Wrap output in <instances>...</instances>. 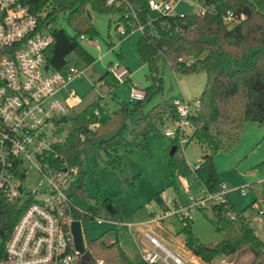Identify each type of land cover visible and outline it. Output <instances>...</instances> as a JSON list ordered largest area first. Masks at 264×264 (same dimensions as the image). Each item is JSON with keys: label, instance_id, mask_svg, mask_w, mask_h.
<instances>
[{"label": "trees", "instance_id": "obj_1", "mask_svg": "<svg viewBox=\"0 0 264 264\" xmlns=\"http://www.w3.org/2000/svg\"><path fill=\"white\" fill-rule=\"evenodd\" d=\"M31 12L39 16L40 26H50L57 16L63 14L74 30L71 34L63 27L50 28L53 39L46 50L50 64L63 73L81 62L91 64L95 57L83 44L81 34L95 38L97 29L92 21V10L110 14L115 18L116 28L126 27V36L142 25L137 48L142 62L148 68L150 83L144 88L145 97L136 101L118 100L114 108L107 106L101 96L80 111L68 116L65 123L68 135L64 142L56 145L61 154L57 158L61 165L66 161L77 167L71 193L86 197L92 203L88 216L95 217L105 209L111 217L115 213L107 210L110 199L99 192L90 196L86 188L89 150L103 151L109 166L122 167L118 148L131 150L129 135L136 144L149 147V136L160 130L167 120L176 121V96L164 97L157 103L153 99L164 90L163 69L169 67L181 73L204 71L207 79L200 103L190 116V136L187 144L197 140L203 155L192 168L184 159L177 157L180 148L178 136L173 137L171 148L177 149L169 155L172 176L193 171L197 185L208 191L222 189V181L214 160L219 152L233 149L240 141V133L248 120L264 123V0H200L206 9L204 13L193 11L183 14L163 13L150 6V0H24ZM231 11L237 20L227 21ZM244 15L241 17V15ZM75 54L77 58L71 57ZM117 54L122 58V52ZM121 60V59H120ZM114 87L121 84L107 70L102 78ZM264 140V135H263ZM171 151V150H170ZM259 167H264V161ZM256 198L249 205L264 202V188L259 182L250 183ZM155 200L165 213L169 206L161 196ZM25 204L11 202L0 193V238L4 252L5 242L11 235ZM178 205V204H176ZM216 219V230L221 239L216 247L193 230L194 219L180 218L178 234L185 245L203 261L210 263L217 254L234 256L250 253L247 264H264V239L251 225L247 208L237 207L226 197L211 204ZM203 209V208H202ZM154 212L152 213V215ZM76 218L82 213L76 211ZM108 232L95 237H86V249L90 257L84 264H158L142 259L133 263L120 245L118 239L108 242Z\"/></svg>", "mask_w": 264, "mask_h": 264}, {"label": "built area", "instance_id": "obj_2", "mask_svg": "<svg viewBox=\"0 0 264 264\" xmlns=\"http://www.w3.org/2000/svg\"><path fill=\"white\" fill-rule=\"evenodd\" d=\"M115 1L107 0V3ZM174 5L175 0H150V6L163 13L175 14ZM205 11L203 6L197 9L200 13ZM226 19L231 22L237 17L229 11ZM142 27L140 25L139 29ZM119 32L126 33V27L121 25ZM52 39L50 27L40 26L39 16L31 12L28 3L0 0V193L11 202L25 204L5 242L0 264H84L85 260L75 245L71 226L73 220L81 221L75 217L76 211L88 215L89 209L82 210L71 193L77 167L66 161L60 165L57 158L61 154L55 148L68 135L65 128L68 116L84 101L83 95L68 86L73 80L84 77L85 68L73 65L66 74L55 69L46 56ZM80 39L92 46L100 43L85 34H81ZM107 68L121 83L131 77L130 68L120 59L111 61ZM101 83L103 80L91 82L93 86ZM65 89L67 94L64 95ZM130 97L131 101L144 98V88L132 83ZM174 103L178 118L165 134L178 136L180 143H187L190 116L200 101L175 97ZM62 116L67 119L63 121ZM33 171L41 175L39 186L27 190L23 181ZM241 192L246 194L245 189ZM161 196L169 209L159 217L176 214L180 218L194 219L192 207L199 209L209 201H223L227 193L224 187L217 192L202 187L200 195H191L187 203L179 200L178 206L174 197L166 192ZM255 205L264 214V202ZM95 219L98 223L111 221L127 227L143 259L149 263L186 264L150 231H145L144 237L151 242V247H143L133 233L134 222L117 221L111 216H95ZM99 264L103 261L99 260Z\"/></svg>", "mask_w": 264, "mask_h": 264}, {"label": "rangeland", "instance_id": "obj_3", "mask_svg": "<svg viewBox=\"0 0 264 264\" xmlns=\"http://www.w3.org/2000/svg\"><path fill=\"white\" fill-rule=\"evenodd\" d=\"M201 7L200 0H175L173 13H190ZM91 12L92 21L97 29L95 38L100 43L99 46H92L83 41V44L96 59L91 64L81 62V68H85V75L82 79L73 82L78 93L84 96L83 103L77 106L76 111L85 108L96 96H101L103 102L111 108L118 105V100L131 99L128 81L116 87L114 97L110 86L104 83L93 86L88 82V78L90 82H97L99 76L106 71L107 63L110 60L121 59L128 62L131 66L132 79L139 82L140 87L145 88L150 83L147 76L148 68L142 63L137 48L141 30L134 29L128 35L122 36L119 33L120 27L116 28L115 18L110 14L94 10ZM49 27L51 29L63 27L74 34V30L63 14L57 16V19L51 22ZM119 44L123 50L122 58L117 54ZM71 57L77 58L75 54H72ZM163 76L164 90L153 99L152 103H157L162 98L171 95L195 100L201 95L207 79L204 71L181 73L173 71L169 67L163 69ZM175 124L176 122L172 120H167L162 124L159 131H155L149 136L148 148L138 146L129 135L131 150L123 147L118 148L123 164L121 168L107 165L103 151L89 150L86 154L89 161L86 188L90 196H95L100 192L103 197L110 199V203L117 210L113 219L135 223L133 233L143 247H151V242L144 237V232L150 231L186 264H199L198 261L201 262V260L192 259V251L185 245L183 236L178 234L182 225L180 217L176 214L159 217V214L163 212L155 200V195L160 190L162 193L166 192L168 196L174 197L175 203L178 205L179 200L187 203L190 202L191 195L202 193L193 171L175 176L171 174L169 155L173 137L167 136L165 133ZM263 135L264 123L248 120L241 130L239 143L229 151L217 153L214 160L227 197L237 207L247 208L246 213L250 217L251 225L264 239V214L259 212L257 205L249 206L256 198V192L249 186L250 183L259 182L260 187L264 188V167L258 166L264 161ZM179 146L176 156L184 157L191 167L202 158V146L197 140H193L189 144L184 141ZM40 178L41 175L33 171L23 181L24 186L27 190L35 189L39 186ZM242 189L246 190V194H242ZM74 198L82 210L92 207L91 201L86 197L74 195ZM211 204L212 202L209 201L203 209L192 207L193 230L202 241L216 244L221 239V235L216 230V219ZM96 216H110V214L105 209H101ZM80 219L85 241L86 237L95 238L109 231L107 241L118 239L133 263H138L143 259L134 236L127 227L119 226L111 221L98 223L95 217L83 213ZM2 245L3 240L0 238V248ZM250 259V253L234 256L217 254L210 264H247Z\"/></svg>", "mask_w": 264, "mask_h": 264}, {"label": "water", "instance_id": "obj_4", "mask_svg": "<svg viewBox=\"0 0 264 264\" xmlns=\"http://www.w3.org/2000/svg\"><path fill=\"white\" fill-rule=\"evenodd\" d=\"M9 49H11V48H9ZM61 119L63 121H65L67 118H66V116H62ZM176 149H177V145H174L171 148V153L173 154ZM20 189L22 190V186H20ZM106 208L109 212L115 213V209H114L112 203H108ZM71 227H72V232H73L76 247L83 253V257L85 259H88L90 257V252L86 249L85 237H84L81 221L79 219L73 220ZM208 246L211 248H214V247H216V244H209Z\"/></svg>", "mask_w": 264, "mask_h": 264}, {"label": "crops", "instance_id": "obj_5", "mask_svg": "<svg viewBox=\"0 0 264 264\" xmlns=\"http://www.w3.org/2000/svg\"><path fill=\"white\" fill-rule=\"evenodd\" d=\"M116 46H117V44H116ZM118 47H119L118 52H119V51L122 52V55H123V50H122L121 45L119 44ZM138 53H139V52H138ZM139 56H140V54H139ZM140 59H141V57H140ZM111 61H113V60H110V61L107 63V67H108V64H109ZM141 61H142V60H141ZM123 62H124V63L130 68V70H131V66H130V64H129L128 62H126V61H123ZM142 63H143V62H142ZM143 64H144V63H143ZM107 70H108V68L106 69V71H107ZM106 71H105V72H106ZM105 72H104V73H105ZM104 73H103V74H104ZM103 74H101V75L99 76V78H98L99 80L102 78ZM80 79H82V78H78V79H75V80H80ZM75 80H73V81L69 84L68 88H74V89L78 92V90L76 89V87L73 85V82H74ZM102 80H103V83H104V84H106V85H108V86H110V87L112 88L113 97H114V96H115V90H116V87L112 86V85L107 81V79H102ZM88 82L90 83V85H92L91 82H90V80H89V78H88ZM132 83H138V84L140 85L139 82H135V81H133V79H132V71H131V77H130V79H129V81H128V84H127L129 90H130V85H131ZM63 94H64V95L67 94V89L63 90ZM81 95H82V94H81ZM200 187H201V189H202V186H200ZM192 253H193V252H192ZM192 259H193V260H196V261H198L197 259H200L201 262L198 261L199 264H210V263H207V262L203 261L200 257L196 256L195 254L192 255Z\"/></svg>", "mask_w": 264, "mask_h": 264}]
</instances>
